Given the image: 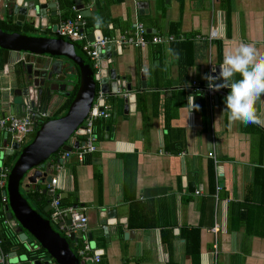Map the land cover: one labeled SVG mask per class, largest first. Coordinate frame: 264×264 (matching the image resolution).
Instances as JSON below:
<instances>
[{
	"label": "crops",
	"instance_id": "crops-1",
	"mask_svg": "<svg viewBox=\"0 0 264 264\" xmlns=\"http://www.w3.org/2000/svg\"><path fill=\"white\" fill-rule=\"evenodd\" d=\"M49 1L55 2L56 13L51 16L46 11L44 25L37 26V33L68 42L81 61L85 58L92 71L98 73L99 66L98 71L94 69L80 42L51 30L52 26L58 27L67 11L78 12L73 0ZM140 2L145 7L139 6ZM80 4L89 11L82 16L86 36L99 30L102 36L113 37L141 23L147 39L143 48L110 46V57L105 58L108 69L122 76L130 89L120 87L113 92L109 88L101 93L102 84L95 80L93 104L106 112L92 124L97 137L95 149L83 154L81 160L71 151L61 162V171L47 170L58 177L55 193L68 197L87 216L91 250L85 259L78 255L80 242L76 244L66 237L57 223L39 210L41 204L45 205L43 210L50 209L46 206L53 195L46 187L48 183L45 192L35 188L36 184L24 187L25 194L19 190L27 203L63 236L78 264H264V96L255 106L258 122L245 124L228 120L224 99L230 89L210 96L205 91L190 90L192 81L206 87L209 82L205 76L214 72L215 77L219 76L224 55L240 43L254 44L264 56V0H80ZM8 5V0H0V20L9 28L14 16H9ZM97 5L106 21L89 29L85 17ZM153 34L163 40L151 42ZM185 40H190L191 45L171 47ZM15 57L18 56L10 53L3 68L0 50V84L11 82L5 93L23 87L19 78L24 72L18 62H13ZM39 57L29 55L27 59L37 64ZM54 58L60 59L66 70L65 75H55L57 83L67 89H72L76 80L78 85L82 76L79 65L62 56ZM240 78L237 74L234 79ZM71 89L56 91L47 103L38 101L35 105L46 108L49 117H59L71 102L63 108ZM130 93L133 101L126 98ZM190 96L195 97L198 110L191 111ZM5 99L0 97V111L15 115V105L5 108ZM83 139L76 134L68 140L81 143ZM211 150L216 164L206 154ZM60 151L52 158L58 157ZM209 168L213 171V186L208 181ZM5 181L6 177L3 188ZM188 182L193 183V192ZM20 183L26 186L27 180L23 178ZM215 184L219 186L217 190ZM35 192L38 196L33 199L29 193ZM5 200L7 204V197ZM3 210L7 217L9 209L3 206ZM10 218L16 225V220ZM161 222L171 225L163 226ZM17 227L14 226L16 234ZM184 227L198 229V252H192L194 257L187 251L191 247L184 242ZM26 234L30 240L24 239V243L36 246L33 237ZM35 249L46 256L41 246ZM95 251L101 252L97 262L92 260ZM50 262L54 264L52 259Z\"/></svg>",
	"mask_w": 264,
	"mask_h": 264
},
{
	"label": "water",
	"instance_id": "water-1",
	"mask_svg": "<svg viewBox=\"0 0 264 264\" xmlns=\"http://www.w3.org/2000/svg\"><path fill=\"white\" fill-rule=\"evenodd\" d=\"M8 1L10 2V5H8L9 16H14V25L25 30L8 32L0 27V49L3 68L7 64V56L13 52L15 56H18L17 58L15 57L13 62H18L21 65V71L25 74L23 73L19 78L20 84H23L21 89H8L7 93H5L6 85L11 82H6L5 79L6 83L0 84V97H6L4 100L5 108L15 105V115H19L23 112L26 101H29V104H34L38 101L47 103L54 92L65 90L67 92L71 89V87L67 89L64 84L57 83L55 75H65L66 70L62 61L54 57L62 56L79 65L82 75L65 113L59 117H48L44 120L43 123L34 129L31 133V139L24 146L19 148V144L13 142L10 147H5L7 142L6 133L3 132L1 134V158L6 159L8 155H11L14 151L17 153V150L20 149L8 170L5 187L1 191V194L7 197L6 208L9 209L7 217H13L16 220L18 224L16 231L19 241L23 243L25 241L29 242L30 239L26 234L28 233L46 252V256L38 259L27 258L24 254L19 255L17 259L20 262L19 264H51V259L54 264H78L63 236L54 231L48 221L30 207L20 193L19 185L22 184L20 182L25 178L27 184L26 186L24 184L23 187L26 188L29 184H36L35 188H40L45 192V186L49 183L51 177L47 170L48 168L50 169L49 165L54 162L53 154L57 150L70 151L71 147H77V141H74L73 145L70 146L68 139L71 134L76 133L85 137L82 122L89 110L92 113L95 111V107L92 105L95 95V80H99L102 84L100 87L101 93H106L109 88L113 92H117L120 87L129 91L130 87L129 84L123 82L122 76L115 74L112 68L108 69L105 58L110 57V46L105 48L106 52L99 53L101 61L99 63V71L96 73L92 71L90 63L85 58L81 61L68 42L61 38H51L42 36L40 32H38L39 34L37 33L35 30L37 26L44 25L46 11L51 16L56 13L55 2L49 0ZM73 3L82 16L89 14L87 9L82 8L80 0H73ZM138 5L145 7L144 2H140ZM7 21L10 22V20ZM23 22L26 24H23ZM51 30H55L54 26L51 27ZM101 37L99 30L87 34V38L90 41ZM29 55L40 56V59L38 58L39 62L36 64L34 61L27 59ZM218 68L217 66L216 69ZM2 74H5V72L3 71ZM12 74L11 80L14 81L16 77L14 70ZM212 76L215 77V72L212 73ZM140 77V85L143 88V75L140 74ZM108 80L109 83H107ZM113 86L116 89H112ZM21 92L23 93L22 96ZM126 98L133 101L134 96L130 93ZM196 99H199V96H196ZM3 115L4 113L0 111V117ZM2 148H4L3 151ZM187 187L193 192V183L188 182ZM59 197H62V195H59ZM77 206L76 203L73 204V207ZM48 207L49 205L46 206V209ZM65 222L69 223L68 213L66 214ZM106 230L103 227L104 233H106ZM90 237V233H88V240L91 239ZM68 238L76 240L73 237V233H70ZM12 260H16V257H13Z\"/></svg>",
	"mask_w": 264,
	"mask_h": 264
},
{
	"label": "built area",
	"instance_id": "built-area-1",
	"mask_svg": "<svg viewBox=\"0 0 264 264\" xmlns=\"http://www.w3.org/2000/svg\"><path fill=\"white\" fill-rule=\"evenodd\" d=\"M84 25V19L82 15L74 11L72 16L65 17L55 29L56 33L60 36L67 37L72 41L80 42L81 50L90 58L93 63L94 69L98 71V66L100 62L99 53H103L107 46H134L143 48L147 42L145 37V29L141 23H134L133 27L129 30H124L117 33L113 37L102 36L99 39H94L89 41L86 34L82 31ZM172 36H168L167 39H171ZM151 42L160 43L163 38L158 34H153L150 37ZM264 51V47H263ZM190 90L194 93H199L200 91H205L207 95L214 94V91L210 90L208 86H199L196 82H191ZM38 105L29 104V101L25 102L24 110L19 115H3L0 117V131L6 133V147H9L11 143L16 142L18 144H25L28 141L29 135L34 131L35 126L41 124L49 117V113L46 108L40 109ZM95 111L92 113L90 110L83 119L82 125L84 129L85 137L81 143L77 144L76 148H71L70 151L61 150L58 157L54 158L53 164L49 165L50 168H55L57 171H61L62 164L71 151H74V155L78 160H81L82 155L87 152H92L95 149L96 134L93 131V121L98 116H106L104 108H98L96 104H93ZM73 133L71 136H75ZM72 140V139H71ZM70 142V146H72ZM208 157L212 158L214 164H216V159L213 151H208ZM7 167L0 166V187L3 185V180L7 175ZM58 185V177L51 176L50 181L47 184V189L55 196L49 201V208L51 210L50 218L57 223L59 230L65 232L66 236L70 233L76 237V242H80V247L78 249V255L81 259H85L88 252H90L91 247L89 245V240L87 237V216L82 212L81 208L78 207H62L59 204V196L55 193ZM219 188L218 184H215V189ZM196 192V191H195ZM6 197L2 195L0 201L3 206H6ZM7 211V208H6ZM69 214V223L65 222L66 214ZM12 219L4 217L0 221V229H4L3 232H13L14 225L12 224ZM215 230V227L213 228ZM0 238V264H13L12 258L15 255L13 251H4L1 245ZM77 244V243H76ZM29 250L36 248L35 245L27 246ZM101 252L95 251L92 254V260L97 262L99 260Z\"/></svg>",
	"mask_w": 264,
	"mask_h": 264
},
{
	"label": "clouds",
	"instance_id": "clouds-1",
	"mask_svg": "<svg viewBox=\"0 0 264 264\" xmlns=\"http://www.w3.org/2000/svg\"><path fill=\"white\" fill-rule=\"evenodd\" d=\"M100 23L101 21L97 19V26ZM219 66V76L208 75L205 79L209 82V89L214 92L224 88L230 89L224 99V110L228 113L229 122L239 121L245 124L258 122L255 106L257 101L264 96V56L260 55L254 44L240 43L234 51L224 55L223 62ZM144 71L147 73L148 69L145 68ZM237 74L241 77L238 80L234 79ZM214 81L221 82L214 83ZM194 101L195 97L190 96L191 111L199 109ZM12 250L14 252V247ZM15 255L13 257H16ZM12 262L14 264V260Z\"/></svg>",
	"mask_w": 264,
	"mask_h": 264
},
{
	"label": "trees",
	"instance_id": "trees-1",
	"mask_svg": "<svg viewBox=\"0 0 264 264\" xmlns=\"http://www.w3.org/2000/svg\"><path fill=\"white\" fill-rule=\"evenodd\" d=\"M102 9H100L99 5H97V7L93 10V12L88 16L85 17V21H86V27L87 28H92L95 25H97V19H99L101 22H105V18L103 16V13L101 11ZM73 14L69 11H67L63 17H68V16H72ZM8 23H11L9 21H7ZM6 22L2 19L0 20V27L5 29V30H17L16 28H19L18 26L14 25V24H10L11 27H7V25L5 24ZM105 32V31H104ZM107 33V31L105 32ZM186 45H191L190 40H185L183 42H174L172 43L171 47L177 46V47H183ZM217 53L220 51V44L217 42ZM176 48V47H175ZM1 50V49H0ZM219 54V53H218ZM77 87V80L75 81V84L73 86V88L71 89V91L67 94V99L66 102L63 105V108L67 107L68 103L71 101V99L73 98V95L75 93ZM95 90H97V88L95 87ZM138 97H140V99L142 98V95H138ZM94 123V122H93ZM40 125V124H39ZM37 127V126H36ZM97 138V137H96ZM17 153L12 154V155H8L6 159H2V161H7L9 162L10 160H15ZM12 160V161H13ZM0 166H6L4 164L0 165ZM10 166V165H9ZM9 166H6L7 169L9 168ZM208 181L209 184L211 186H213V171L212 168L208 169ZM3 187H0V191ZM56 192V191H55ZM32 193H29L30 196L33 197V199L37 198L38 193L35 192L33 195H31ZM1 197V195H0ZM42 202V201H41ZM43 203V202H42ZM59 204L62 207H68L71 206L73 204V202H71L70 199H68V197H59ZM45 205L41 204L39 206V210L46 216V218H48L49 220L50 218V213L51 210H43ZM6 216L5 211L3 210V206L1 204L0 201V221ZM159 224H162L163 226H165V224H167V222H161ZM167 225H171V224H167ZM15 227H17V224L14 225ZM4 229H0V238H1V245L4 251H13V247L17 246L16 249L14 250V252L19 256L20 254L25 253L28 257H32L33 259H38L40 257H42V254L38 253V249H31V251L28 250V248H25L24 245L25 243L18 241L17 239V234L15 232V230L13 232L7 233V232H3ZM182 233H183V239L185 244L187 245V248L190 246L191 248L187 249V251L191 252L192 257H194L193 255V251L194 254L196 255V253L198 252V229L197 228H193L191 227L190 229H187L186 227H184L182 229ZM35 241V240H34ZM36 243V242H35ZM31 245L33 243H30ZM34 245V244H33ZM36 246H39L36 243ZM41 251L45 252L43 249H40Z\"/></svg>",
	"mask_w": 264,
	"mask_h": 264
},
{
	"label": "rangeland",
	"instance_id": "rangeland-1",
	"mask_svg": "<svg viewBox=\"0 0 264 264\" xmlns=\"http://www.w3.org/2000/svg\"><path fill=\"white\" fill-rule=\"evenodd\" d=\"M27 139H28L27 141H29V140L31 139V135H29V137H28ZM22 146H24V144H22ZM22 146H21V147H22ZM19 148H20V147H19ZM19 150H20V149H19ZM19 150H17V154L19 153ZM12 160H13V159H12ZM12 160H10L9 162H7V161H2V160H1V161H0V165H2V164L6 165V166H9V165H10L9 167H11V165H12V163H13V161H14V160H13V161H12ZM19 190L21 191L22 194H25V193H26L25 188L22 186V184L19 185ZM28 200H29V199H28ZM11 222L15 225V222H14V221H11ZM31 240L33 241L34 239L31 238ZM26 244H27V243H25L24 247L27 246ZM15 256H16V259H17V256H18V255L16 254ZM11 258H12V257H11ZM14 264H18L17 261H15Z\"/></svg>",
	"mask_w": 264,
	"mask_h": 264
},
{
	"label": "flooded vegetation",
	"instance_id": "flooded-vegetation-1",
	"mask_svg": "<svg viewBox=\"0 0 264 264\" xmlns=\"http://www.w3.org/2000/svg\"><path fill=\"white\" fill-rule=\"evenodd\" d=\"M32 105H33V104H32ZM34 105H35V103H34ZM37 126H38V125H37ZM35 128H36V126H35ZM18 146H19V147H21L22 145H21V144H19ZM15 153H16V152H15ZM15 153H14V154H15Z\"/></svg>",
	"mask_w": 264,
	"mask_h": 264
},
{
	"label": "bare ground",
	"instance_id": "bare-ground-1",
	"mask_svg": "<svg viewBox=\"0 0 264 264\" xmlns=\"http://www.w3.org/2000/svg\"><path fill=\"white\" fill-rule=\"evenodd\" d=\"M67 38V37H66Z\"/></svg>",
	"mask_w": 264,
	"mask_h": 264
}]
</instances>
